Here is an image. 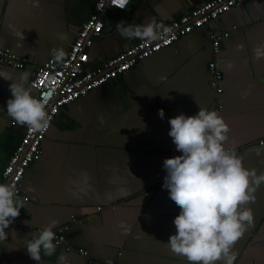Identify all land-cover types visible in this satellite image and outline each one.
Returning <instances> with one entry per match:
<instances>
[{
  "label": "crops",
  "instance_id": "crops-1",
  "mask_svg": "<svg viewBox=\"0 0 264 264\" xmlns=\"http://www.w3.org/2000/svg\"><path fill=\"white\" fill-rule=\"evenodd\" d=\"M96 1L40 0L34 6L32 0H0V47L30 60L24 68L1 63L0 68L13 79L27 71L34 94L30 80L36 67L53 58L54 48L63 46L68 54ZM204 1L132 0L125 10L107 7L88 67L139 41L121 36L118 21L168 23ZM215 32H229L217 54ZM262 43L264 0H245L65 105L42 140V154L25 173L22 189L29 200L9 226L6 244H0V264H57L61 252L70 264H189L165 244L176 231L173 219L179 212L162 188L163 160L179 154L168 119L194 114L200 106L216 110L230 125L226 144L246 167L264 171V58L254 53ZM215 60L223 73L221 92L211 84L209 63ZM10 83L0 77V178L25 132V125L7 114ZM161 108L164 118L158 115ZM256 195L250 202L253 221L233 245V264H264V185ZM51 218L59 220L54 231L65 228L72 249L57 245L55 254L37 262L23 246Z\"/></svg>",
  "mask_w": 264,
  "mask_h": 264
},
{
  "label": "clouds",
  "instance_id": "clouds-1",
  "mask_svg": "<svg viewBox=\"0 0 264 264\" xmlns=\"http://www.w3.org/2000/svg\"><path fill=\"white\" fill-rule=\"evenodd\" d=\"M38 6L40 0H32ZM119 34L144 43L167 40L172 29L162 21L149 18L142 23L116 24ZM61 40L66 37L59 34ZM257 59L264 58V43L254 49ZM53 59L62 64L67 56L63 46L52 49ZM0 77L10 80L11 96L7 99V114L19 125L35 130L48 127L50 115L48 100L32 94L28 86L29 73L24 71L13 79L0 68ZM158 115L165 116L159 109ZM168 135L179 154L166 157L163 168L166 175L162 188L179 212L173 223L176 231L165 242L176 253L186 257L189 264H233L234 243L253 221L250 202L257 199V190L264 185V171L257 172L245 166L234 147L226 144L230 125L216 110L200 106L194 114L180 112L168 119ZM23 200L15 184L0 182V244H6L9 226L19 216ZM59 223L51 218L41 230L25 241L24 248L31 259L40 262L42 256L57 252L53 230ZM7 247L12 250L14 247ZM57 264H70L64 252L56 255Z\"/></svg>",
  "mask_w": 264,
  "mask_h": 264
},
{
  "label": "built area",
  "instance_id": "built-area-1",
  "mask_svg": "<svg viewBox=\"0 0 264 264\" xmlns=\"http://www.w3.org/2000/svg\"><path fill=\"white\" fill-rule=\"evenodd\" d=\"M245 0H205L200 5L192 8L182 16L165 23L172 31L167 40L151 43L137 41L129 48L109 58L103 64L91 69L89 63V49L93 46L95 38L103 33V12L107 7L125 10L132 0H97L88 19L82 23L79 32L70 45L68 54L62 64H57L53 58L48 59L43 65L37 66L30 80V85L36 90L33 94L37 97H45L48 100V112L51 117L47 128L35 130L25 127V132L16 146L14 152L2 169L0 182H11L15 184L17 193L23 202L29 200V196L22 189V181L27 169L36 157L40 156L42 140L46 137L54 120L60 114L63 107L78 98L87 95L93 89L106 84L111 79L125 74L136 66L140 59L170 46L180 37L201 28L213 20H217L222 14L231 10L234 6ZM229 32H215L211 34L213 52L221 51L222 40ZM27 56H20L10 48L0 47V63L24 68L29 64ZM212 74V86L217 92H221L220 82L223 73L215 61L209 63ZM97 209L101 210L102 207ZM64 227L55 230L54 238L57 245L64 246L68 250L72 246L64 234ZM81 254L88 256L84 248L78 250ZM94 263L93 259H89ZM104 264H116L106 261Z\"/></svg>",
  "mask_w": 264,
  "mask_h": 264
}]
</instances>
